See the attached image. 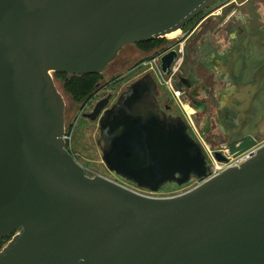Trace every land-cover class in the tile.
<instances>
[{"label":"water","instance_id":"water-1","mask_svg":"<svg viewBox=\"0 0 264 264\" xmlns=\"http://www.w3.org/2000/svg\"><path fill=\"white\" fill-rule=\"evenodd\" d=\"M217 1L0 0V238L14 233L0 264H264V143L248 130L264 104L229 142L230 156L255 154L209 178L202 144L159 103L150 72L111 106L100 100L84 116L99 120L110 171L151 192L200 182L151 197L89 176L68 151L66 100L52 74H101L125 46L182 29ZM177 56L161 57L166 74ZM236 70L251 76L242 61Z\"/></svg>","mask_w":264,"mask_h":264},{"label":"flooded vegetation","instance_id":"flooded-vegetation-1","mask_svg":"<svg viewBox=\"0 0 264 264\" xmlns=\"http://www.w3.org/2000/svg\"><path fill=\"white\" fill-rule=\"evenodd\" d=\"M254 32L264 33V0H219L190 21L184 27L183 34L172 44L166 45L170 40L169 38H154L161 41V43L150 50L142 49L141 53L144 54V60L140 61L134 68L140 67L145 63L149 55H153V58L161 55L166 47L176 50L178 53L177 57H179L181 55L179 50L182 48L183 59L176 78V84L185 90V96L189 99L192 96L199 95L202 84L205 82L199 74L198 69L192 64V60H202V52L204 50L209 52L218 51L221 54L229 55L242 45L247 34ZM193 51H197L196 57L193 55ZM200 67H207V70L210 71V75L207 78L211 82L217 83L221 90L224 92L236 91L234 96L238 102L236 108L225 110L219 108L216 112H210L207 115L208 120L206 119V122L205 118L200 119L199 115H196V119L201 125L205 142L209 143L215 152L220 151L223 155L228 156L230 140L235 139L236 136L241 134V130L247 128L242 125L240 126L239 123L244 124L247 119H250L249 113L251 114L250 109H252L250 108L251 102L249 101L251 99L250 92L260 89V83L264 82V77H262L264 76V72L262 73L263 70L257 71L256 78H252L253 83H251V76L246 78H243V76L237 77V70H230L228 62L220 66L219 70L206 59L204 62L201 61ZM180 77H183V80ZM254 83L257 86L255 85L256 88L254 87L253 89V86L251 87L250 84ZM101 86V83H99L95 93L88 100L81 103L79 107L81 113L77 115V118L79 115L85 117V114L91 113L96 104L108 96H110L108 107L115 103L117 100L115 98L118 97H114L112 94L100 97L95 104L92 103L97 94L108 84H105L103 87ZM187 86H190V88H187ZM161 94L160 90V96ZM160 96L159 103L163 107L167 103L171 105V112L175 114L176 106L171 104V99L166 97V100L161 102ZM86 109L88 110L86 111ZM248 130L258 132L257 139L260 140V144L264 143V118L259 124L248 127ZM116 176L122 178L117 174ZM122 181L136 186L124 178H122Z\"/></svg>","mask_w":264,"mask_h":264},{"label":"rangeland","instance_id":"rangeland-1","mask_svg":"<svg viewBox=\"0 0 264 264\" xmlns=\"http://www.w3.org/2000/svg\"><path fill=\"white\" fill-rule=\"evenodd\" d=\"M178 30L179 31L176 35H165L164 38L172 39L173 37L180 36L181 33H183V29ZM169 42H171V40H169L168 43ZM141 50L142 47L139 46V43L127 45L122 49L116 60L110 63L106 71L101 74V87L105 84H108V86H105L97 94L92 101L93 104L96 103L98 98L108 96L109 94H112L114 97H118L127 84L149 72L147 62L142 64L140 67L138 66L137 68H134L140 61L144 60V54L141 53ZM152 58L153 55H149L146 61L151 60ZM52 74L54 76V72H52ZM64 97L66 100L65 128L68 136L66 148H69L72 151L76 160L86 169V173L89 176L102 175L107 178L122 180V178H118L114 172L110 171L103 161V153L97 142L100 137L99 120H90L89 118L82 117L81 115L77 118V115L81 113L79 110L81 102L75 103L68 96L65 95ZM116 99L117 98H115V100ZM165 100L166 96L163 92L160 96V101L164 102ZM170 102L175 106L173 99H171ZM87 110L88 109H86V111ZM175 110V114H181V110L178 107H175ZM210 149L214 150L211 145ZM195 183V180H192L188 184L182 186L175 183L167 184L157 192V196L170 197L178 195L191 188V186Z\"/></svg>","mask_w":264,"mask_h":264},{"label":"crops","instance_id":"crops-1","mask_svg":"<svg viewBox=\"0 0 264 264\" xmlns=\"http://www.w3.org/2000/svg\"><path fill=\"white\" fill-rule=\"evenodd\" d=\"M192 53L196 57L197 51H193ZM202 54V60L196 61L193 59L192 64L198 69L199 74L206 83L204 82L202 84L201 92L199 95H195L196 98L192 96L187 101L190 104L195 101L196 103H199V105H205V110L198 109L194 112L199 115L200 119L205 118L206 122V119H208L207 115L210 112H216L219 108H221V110L236 108L238 102L234 98L236 91L224 92L221 90L220 86L217 85V83H213L207 78L210 75V71L207 70V67H200L201 61L204 62L207 59L211 65H215V67L219 70L220 66H222L225 62H228V68L230 70H236L237 65L242 61L244 66L247 68V71L251 70V79H255L257 70H263L262 73L264 72V33L254 32L247 34L242 45L229 55L221 54L218 51L209 52L206 50H204ZM240 76V74L237 75V77ZM253 79L251 83H253ZM255 85V83L250 84L251 87L253 86V89L254 87L256 88L257 85ZM207 93L208 95H206ZM250 93L251 99L249 101L251 102L250 108H252L250 109V112L252 113L254 111V105L264 104V82L260 83L259 90H252Z\"/></svg>","mask_w":264,"mask_h":264},{"label":"built area","instance_id":"built-area-1","mask_svg":"<svg viewBox=\"0 0 264 264\" xmlns=\"http://www.w3.org/2000/svg\"><path fill=\"white\" fill-rule=\"evenodd\" d=\"M182 29H183L182 31H184V28H182ZM182 34L183 33H181V35ZM164 36L165 35L160 36V37L163 38ZM180 36L173 37L172 39H170L171 42L167 43V45L175 42ZM170 50H172L171 47H169V48L166 47L165 51L161 55L156 56L153 59L146 61L148 63V71L150 73H152L153 76L155 77V79L159 85V88L161 90V93L164 92V94L167 98L174 100L175 106L181 110V114L185 117V119L188 123L189 132L198 142H200L202 144L204 151L207 155L208 165L210 166L209 178L218 175L219 173H221L222 171H224L228 167L241 165L243 162L247 161L249 158H251L255 154L256 148H253V149L243 153L242 155H240L238 157H233V156L228 155L227 156L228 157L227 162H220L216 159L215 151L211 150L210 145L207 142H205V140H204L201 125L196 119V113L195 112H189L186 108V104L189 102L187 101L188 99L185 96V93H186L185 90L180 88L176 84V78H177V75L180 71V65H181L182 59H183L182 48L179 50V53L181 55L179 57H177V59L173 62L172 66H171V73L170 74H166L161 68V57L165 53L169 52ZM67 139H68V136H67L66 128H65V133H64L65 146H66ZM67 149H68V151H70L72 153V151L69 148H67ZM109 179H111V178H109ZM111 180H113L119 184H122L125 187H127V188H129V189H131L137 193H140L142 195L151 196V197H161V196H157V192H151V191L146 190V189H141L139 187L128 184L127 182H124L122 180H118V179H111ZM195 182L196 183L194 185H192L191 188L187 189L186 191H189V190L193 189L194 187H196L200 184V182L198 180H195ZM186 191H183V192H186Z\"/></svg>","mask_w":264,"mask_h":264},{"label":"trees","instance_id":"trees-1","mask_svg":"<svg viewBox=\"0 0 264 264\" xmlns=\"http://www.w3.org/2000/svg\"><path fill=\"white\" fill-rule=\"evenodd\" d=\"M159 43H161V41L154 39L149 42L139 43V46L142 47L143 50H150ZM101 74L77 75L54 72V79L64 96H68L75 103H82L95 93L98 84L101 82ZM13 234L14 233L0 238V251L6 243L11 240Z\"/></svg>","mask_w":264,"mask_h":264},{"label":"bare ground","instance_id":"bare-ground-1","mask_svg":"<svg viewBox=\"0 0 264 264\" xmlns=\"http://www.w3.org/2000/svg\"><path fill=\"white\" fill-rule=\"evenodd\" d=\"M178 31H179V30L174 31V32H171V33H169V34H167V35H168V36L176 35V33H177ZM186 108H187V110H188L189 112H194V111L197 110L196 107H193L190 103H187V104H186ZM202 108H203V107H200L199 110H201Z\"/></svg>","mask_w":264,"mask_h":264}]
</instances>
